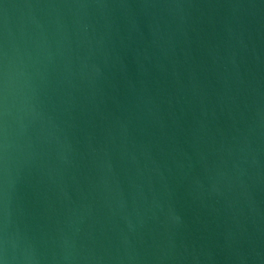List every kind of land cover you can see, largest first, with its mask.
<instances>
[{
	"label": "water",
	"instance_id": "obj_1",
	"mask_svg": "<svg viewBox=\"0 0 264 264\" xmlns=\"http://www.w3.org/2000/svg\"><path fill=\"white\" fill-rule=\"evenodd\" d=\"M0 264H264V0H0Z\"/></svg>",
	"mask_w": 264,
	"mask_h": 264
}]
</instances>
